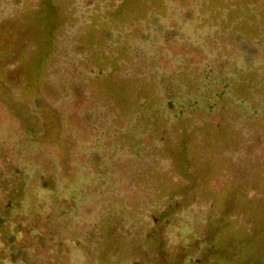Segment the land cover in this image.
I'll list each match as a JSON object with an SVG mask.
<instances>
[{"label":"rangeland","instance_id":"rangeland-1","mask_svg":"<svg viewBox=\"0 0 264 264\" xmlns=\"http://www.w3.org/2000/svg\"><path fill=\"white\" fill-rule=\"evenodd\" d=\"M264 261V0H0V264Z\"/></svg>","mask_w":264,"mask_h":264},{"label":"trees","instance_id":"trees-1","mask_svg":"<svg viewBox=\"0 0 264 264\" xmlns=\"http://www.w3.org/2000/svg\"><path fill=\"white\" fill-rule=\"evenodd\" d=\"M246 264H264V261H257L256 259L253 261H246Z\"/></svg>","mask_w":264,"mask_h":264}]
</instances>
